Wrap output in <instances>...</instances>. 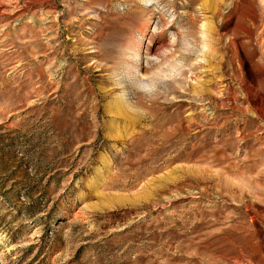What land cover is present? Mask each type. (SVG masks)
I'll return each instance as SVG.
<instances>
[{
    "label": "rangeland",
    "instance_id": "rangeland-1",
    "mask_svg": "<svg viewBox=\"0 0 264 264\" xmlns=\"http://www.w3.org/2000/svg\"><path fill=\"white\" fill-rule=\"evenodd\" d=\"M0 264H264V0H0Z\"/></svg>",
    "mask_w": 264,
    "mask_h": 264
},
{
    "label": "bare ground",
    "instance_id": "bare-ground-1",
    "mask_svg": "<svg viewBox=\"0 0 264 264\" xmlns=\"http://www.w3.org/2000/svg\"><path fill=\"white\" fill-rule=\"evenodd\" d=\"M211 7H212V5H211ZM211 7H210V8H211ZM207 30H209V29L207 28ZM213 54H214V53H213ZM210 55H211V54H210ZM113 108H114V110H115L116 113H118L119 111H122V112H124V113L126 114V112H127L125 105H123V104L120 103V102H116V103L113 105ZM119 113H121V112H119Z\"/></svg>",
    "mask_w": 264,
    "mask_h": 264
}]
</instances>
